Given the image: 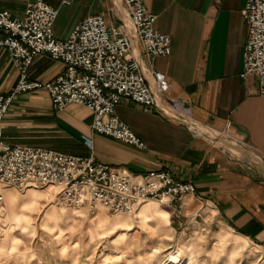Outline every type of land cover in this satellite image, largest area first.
<instances>
[{
  "label": "crops",
  "instance_id": "1",
  "mask_svg": "<svg viewBox=\"0 0 264 264\" xmlns=\"http://www.w3.org/2000/svg\"><path fill=\"white\" fill-rule=\"evenodd\" d=\"M28 1L0 0V8L20 16ZM45 1L58 9L52 24L58 39L87 14L101 12L109 19L113 10L118 21L120 13L117 0ZM244 1L143 0L156 14L155 28L169 36V52L154 56L150 63L169 82L165 95L177 97L185 106L181 117L120 99L114 111L144 147L93 131L91 111L83 104L53 108L44 89L13 95L2 119L4 139L72 154L92 153L130 174L168 170L176 178L189 179L193 191L171 205L145 200L133 212L154 203L167 208L173 220L215 223L264 248V98L257 93L255 74L240 75ZM138 55L143 58L140 50ZM60 68L59 60L42 53L29 65L28 78L45 80ZM17 77L9 53L0 47V92L9 93ZM41 137L54 143H38ZM9 192L6 187L0 191ZM103 209L99 204L94 208L97 218L103 217Z\"/></svg>",
  "mask_w": 264,
  "mask_h": 264
},
{
  "label": "built area",
  "instance_id": "2",
  "mask_svg": "<svg viewBox=\"0 0 264 264\" xmlns=\"http://www.w3.org/2000/svg\"><path fill=\"white\" fill-rule=\"evenodd\" d=\"M117 5L118 21L90 13L76 21L64 39L56 38L52 30L58 9L45 0H29L20 16L0 8V47L7 50L18 73L14 88L0 92V183L19 188L54 185L59 203L89 213L98 204L109 212L129 213L145 200L171 205L193 191L189 179L176 178L165 169L130 174L92 153L13 144L3 137L2 119L13 95L35 89H44L55 109L71 102L85 105L92 114L93 131L136 147H144L143 140L114 111L120 99L183 116L185 106L177 97L165 95L169 82L150 63L154 56L169 52V36L154 26L156 14L143 0H117ZM240 15L246 28L240 75L255 74L257 93L264 98V0H245ZM42 53L59 60L61 68L51 78L29 79L28 67ZM87 144L91 147L89 139Z\"/></svg>",
  "mask_w": 264,
  "mask_h": 264
},
{
  "label": "rangeland",
  "instance_id": "3",
  "mask_svg": "<svg viewBox=\"0 0 264 264\" xmlns=\"http://www.w3.org/2000/svg\"><path fill=\"white\" fill-rule=\"evenodd\" d=\"M109 12L114 21V11ZM250 164L260 170L257 163ZM5 187L11 190L0 200V247L9 248L5 264H264V248L247 238L197 218L173 220L167 208L154 203L130 213L103 209L99 219L83 207L59 203L54 185L0 183V191ZM18 216L31 224L17 227ZM25 226L34 234L24 233ZM15 240L22 245L12 253Z\"/></svg>",
  "mask_w": 264,
  "mask_h": 264
},
{
  "label": "clouds",
  "instance_id": "4",
  "mask_svg": "<svg viewBox=\"0 0 264 264\" xmlns=\"http://www.w3.org/2000/svg\"><path fill=\"white\" fill-rule=\"evenodd\" d=\"M26 211H31L32 208L31 207H27L25 209ZM16 226L17 227H20L21 224H24V225H30L31 224V221L28 219V217L26 216H18L16 218ZM24 233H29V234H34V233H30V229L29 227L25 226V227H22L21 229ZM22 245V242L20 240H15L10 248V251L12 253H15L18 249L19 246ZM23 252L20 253L21 256H23ZM9 257V248L7 247H0V264H5V258H8Z\"/></svg>",
  "mask_w": 264,
  "mask_h": 264
},
{
  "label": "bare ground",
  "instance_id": "5",
  "mask_svg": "<svg viewBox=\"0 0 264 264\" xmlns=\"http://www.w3.org/2000/svg\"><path fill=\"white\" fill-rule=\"evenodd\" d=\"M202 128V127H201ZM203 130H204V128H203ZM171 259H173L172 257H171ZM175 259V258H174Z\"/></svg>",
  "mask_w": 264,
  "mask_h": 264
},
{
  "label": "water",
  "instance_id": "6",
  "mask_svg": "<svg viewBox=\"0 0 264 264\" xmlns=\"http://www.w3.org/2000/svg\"><path fill=\"white\" fill-rule=\"evenodd\" d=\"M195 124H197V123H195Z\"/></svg>",
  "mask_w": 264,
  "mask_h": 264
}]
</instances>
